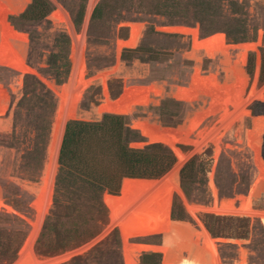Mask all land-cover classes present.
Segmentation results:
<instances>
[{"label": "rangeland", "instance_id": "obj_1", "mask_svg": "<svg viewBox=\"0 0 264 264\" xmlns=\"http://www.w3.org/2000/svg\"><path fill=\"white\" fill-rule=\"evenodd\" d=\"M31 1L8 0L5 3L4 17L0 20V30L22 33L20 57L17 60L14 53V62L22 59V40L23 36L27 35L25 62L31 68L22 75L15 69L4 66L5 63L0 65V120L11 118L10 129L0 132V156H2L0 157V229L2 236L10 237L11 242L19 244L17 257L11 264H37L42 261L50 264H67L74 261L75 257L86 254H91V258L85 264H126L122 229L119 224H113L111 210L106 203L107 221L101 225L99 233L93 239L62 253L41 254L38 251L40 240L41 243L43 239L49 244L55 236L49 233L43 238L42 234L55 207L56 181L60 170L59 158L53 181L48 184L40 199H37L36 194L26 187V184L42 185L49 161V147L60 106L59 93L62 92V87L69 88L67 92L69 100H73L76 89H82L78 105L81 116L75 119L100 120L106 114L99 116L96 113V109L106 99L105 87L99 79V75L103 72L111 73L107 86L112 100L120 98L126 87L158 84L165 88L163 94L154 86H152L154 89L149 88L146 96L149 98L157 96L156 102L139 107L133 115H127L131 127L138 130L141 135V140L132 142V146L143 147L150 143L147 134L158 133L148 127H133V122L137 119H148L152 123L168 128H178L195 115H197L196 121L203 122L194 134L191 132V123L183 134L171 133V135L192 137L199 146L193 142L177 143L185 160L181 162L176 154L178 164L169 172L172 181L179 186V189L175 188L171 193L170 229L165 233L130 237L129 242L134 245L132 254L140 264L141 261L134 254L135 249L149 250L144 252H161L163 262L164 260L172 262L167 259V248H171L175 254L185 260V262L173 263L212 264L211 253L198 242L202 239V226L206 227L203 221L204 215L218 214L214 212L215 209L228 201L234 202L239 208L255 183L254 187L264 184L262 136L257 132L259 126L263 124L264 114H253L251 108L255 102L264 108V99L259 98L264 94V83L260 82L264 48V0H109V7L101 19H94L93 13L103 0H85V12L80 26L76 24L75 16L82 0H50L54 10L47 20L24 26L15 24L11 17L23 12ZM56 11H61L67 22H58L52 17ZM131 23L145 25L143 36L136 47L119 48L118 43L130 37ZM169 26L196 28L200 40L223 33L232 49L230 52L219 51L211 43L202 50H194L190 35L164 29ZM226 30H231L236 35H244L248 39L234 42L227 35ZM59 31L67 33L71 39V71L68 79L62 84L57 82L48 64V55L55 49V38ZM31 32L36 33L41 42L35 59L30 62ZM124 34L128 37L123 38ZM17 43L18 40L14 39L11 45L16 47ZM138 47H141V50L134 59L123 58V51L126 48ZM216 52L222 53L223 63L220 57L209 58L214 57ZM251 52L255 53L253 74L247 69ZM193 53H203L204 56L193 59L189 55ZM2 58L0 56V60ZM75 58L79 63L84 59L82 82L79 81V66ZM114 68H118L117 73L113 71ZM227 70H245L248 82L243 77H234ZM28 74L35 75L54 93L56 100L54 110L47 106L37 93L24 99L25 78ZM21 75L22 84L18 85L17 80ZM192 77L199 82L200 100L187 102L175 98L172 95L173 90L176 87H190ZM115 80L120 82L114 83L112 87L111 83ZM86 81L88 83L83 87V82ZM14 86L18 90H15ZM252 90L259 92L260 95L249 99ZM118 92L119 95L115 97L114 93ZM6 96L9 98L7 109L4 107ZM228 97L243 98V102L238 104L237 108L229 104L228 114L220 111L214 115L212 113L199 115L198 111L222 103ZM22 98L25 103L20 108L19 103ZM152 106L155 108L152 109ZM239 110H244L243 121L236 120ZM176 121L181 123L170 124ZM143 130H146V133ZM252 135L260 137L253 143L254 146L261 147L262 152L257 155H254L250 147L249 136ZM208 149H212V153L204 155V158L209 171L203 182L194 184L192 194L188 196L181 187L180 171L192 157L203 154ZM211 181L217 188L216 196ZM105 194L120 196L121 191L118 195L105 191L103 200ZM60 200L69 202L66 197ZM252 205L255 210L264 211V192L252 200ZM190 206L198 208L196 214L189 211ZM175 208L185 213L184 219L173 218ZM46 209L47 212L33 238L32 250L26 251V243L30 239L32 230L35 229V221L40 220ZM126 214L128 213L124 212L122 217ZM250 217L260 220V225L252 231L248 239L217 238L210 233L217 241L222 264H240L242 249L246 252L248 264H264V224L261 217ZM52 220L56 221L55 224L58 222L59 226L64 224L69 227L74 217ZM173 222L175 231H172L171 239L167 235L172 230ZM231 252L235 254L234 257L229 258ZM222 253L229 257H223Z\"/></svg>", "mask_w": 264, "mask_h": 264}, {"label": "trees", "instance_id": "obj_2", "mask_svg": "<svg viewBox=\"0 0 264 264\" xmlns=\"http://www.w3.org/2000/svg\"><path fill=\"white\" fill-rule=\"evenodd\" d=\"M109 7V0H103L99 3L93 13L94 19L104 17ZM54 5L50 0H32L27 8L18 15L12 16V21L20 26L40 23L47 20L53 12ZM85 12V0L75 16V22L81 25ZM1 22V21H0ZM234 42L246 41L248 37L244 35H236L231 30L225 31ZM21 32L2 31L0 30V65H4L7 61L20 57L21 50ZM127 38L128 35H122ZM31 47L29 59L30 62L35 59L38 52V46L41 42L39 36L31 32ZM14 39L18 40L16 47L11 45ZM15 49V50H14ZM141 50V47L131 49L126 48L123 51V58L132 60ZM262 67L260 74V82L264 83V48L262 51ZM71 39L67 33L59 31L55 38V49L48 55V64L50 70L56 76L59 84L64 83L71 71ZM193 59H199L204 56L203 53L189 54ZM220 57L223 63L221 52H216L215 59ZM16 60V61H17ZM248 72L254 73L255 69V53L251 52L247 65ZM226 70V69H225ZM233 76H240L248 82L246 71L227 70ZM115 80L111 84L118 83ZM229 82V81H228ZM235 83V82H234ZM246 84V83H245ZM154 86L159 92L165 93V88L158 84L149 86H134L133 115L139 107L148 106L156 102L157 96L149 98L146 92ZM41 88V89H40ZM154 89V88H153ZM24 99L29 95L38 94L39 98L47 104L52 110L56 105L54 93L46 87V85L35 75L28 74L25 78ZM120 92L114 93L117 97ZM172 95L183 101L194 102L200 100L199 82L192 77L190 87H176ZM259 98L264 99V94ZM24 99L19 103L20 108L25 103ZM243 102V98L228 97L222 103L213 104L209 109L198 111L199 115L212 113V115L225 111L228 114L229 104L237 108ZM9 98H4V107L7 109ZM258 102L251 105L253 114H264V108L259 106ZM154 109L155 107H151ZM197 115L189 118L187 122L178 128H168L150 122L148 119H137L133 122V127H148L153 132L168 134H183L186 132L190 123L196 120ZM176 121L170 124H180ZM262 136L261 147L263 145L264 157V121L257 131ZM140 132L131 127L128 116L106 113L100 120H71L67 123L65 135L63 137L59 163L60 170L56 181V200L55 207L52 210V216L47 220L42 234L43 238L53 233L55 236L49 244L40 240L38 251L44 255L62 253L70 248H76L93 239L100 231L102 224H105L108 218V209L103 200L105 191L118 195L121 191L122 181L124 178H147L158 179L168 174L177 164L178 157L175 151L162 142H154L146 144L143 147H134L132 142L140 141ZM212 153V149L206 150L203 154L192 157L180 171L181 187L188 196H191L194 184L203 182L207 172L209 171L204 155ZM178 175V173H177ZM62 197L69 199L61 201ZM62 217L72 218V225L66 227L59 226L52 220ZM174 219H184L185 213L181 209H174ZM180 221V220H175ZM203 221L208 231L213 237L232 238V239H248L252 231L260 225V220L250 216L241 215H223L215 213H207L203 217ZM172 230L167 235L168 238L173 237L172 231H175V223H172ZM2 236L0 229V264H11L17 257L19 244L11 242L10 237ZM17 244V245H16ZM145 249H135L134 254L138 257L142 264H177L173 262H163L161 252H144ZM143 252V253H142ZM142 254V255H141ZM234 252L230 253V257L222 253L223 257H234ZM141 255V256H140ZM91 254L79 255L74 261L67 264H85L89 262Z\"/></svg>", "mask_w": 264, "mask_h": 264}, {"label": "bare ground", "instance_id": "obj_3", "mask_svg": "<svg viewBox=\"0 0 264 264\" xmlns=\"http://www.w3.org/2000/svg\"><path fill=\"white\" fill-rule=\"evenodd\" d=\"M7 1L8 0H0V20H2L4 17L5 3ZM52 17H54L58 22L59 21L67 22L66 18L64 17V14L61 11L54 12ZM130 26H131L130 37L125 41H120L118 43L119 48L136 47L139 44L143 36L145 25L141 23H133V24L131 23ZM164 29L170 32H180V33L190 35L193 39V49L194 50H202L203 48H205L206 45L211 44V43L219 51L230 52V50L232 49V46L227 43L226 36L223 33H219L214 36L200 40L198 38V29L196 28H190V27H185V26H169V27H165ZM26 42H27V35H24L23 40H22V59L21 61L19 62L7 61L5 62V65H4V66H9L15 69L16 71L22 73V75L25 74L26 72H29V70H31V68L25 62ZM75 62L78 63L79 77H80L79 81L82 82L84 68H85L84 59L81 60L79 63L77 62V59L75 58ZM116 70H118V68H114L113 71H116ZM22 75L17 80L18 85L22 84ZM110 76H111V73L109 72H103L99 75V79L101 80V83L105 87L106 99L104 100V103L96 109V113L99 116H102L104 113L130 115L133 111L134 87L133 86L126 87L124 93L121 95L120 98L116 100H112L109 97L108 86H107V83H108L107 81ZM87 83H88L87 81L83 82V85H84L83 87H85ZM14 89L16 90L17 87L14 86ZM68 89H67V86H64L62 87V92L59 93L61 101H60V106H59V110L57 114V121L53 129L52 142L49 147V161L47 163L42 185L37 186V185L32 184L33 186H31V185L26 184V187L30 191L36 194L37 199H40L42 197L48 184H50L51 181H53L55 168L58 163L57 161L59 158L61 144L63 141L67 122L69 120L79 118L81 116L78 105H79V101L81 98L82 89H79V90L76 89V91L74 92L73 100L68 99V93H67ZM259 95H260L259 92L252 90L248 98L249 99L257 98ZM243 117H244V110L240 111V113L237 116L238 119L236 120L240 119L241 121H243L242 120ZM202 123L203 122L196 121V120H193L191 122L190 128H191L192 134H194V131L197 130L198 126H200ZM10 127H11V118L0 120V132L1 131L5 132L9 130ZM143 131L146 133V130H143ZM147 135H148V139L150 143L163 142L166 145L170 146L171 148H174L181 162H184L185 156L183 155L182 151L177 147L178 142H188V143L193 142L194 144L196 143L197 146H199L198 142L195 139H192V137L188 138V137H182V136L171 135V134H161V133H152V134H147ZM258 139H260L259 135L249 136L250 147L253 150L254 155H257L258 153L262 152L261 147L259 148L258 146L253 145L254 141ZM254 185L252 186V189L249 195L245 198V200L243 201V203L241 204L239 208H237L234 205V202L228 201V202L222 203V205L220 207H217V209H215L216 211L214 212H217L218 214L221 213V214H234V215L239 214L241 216H246V215L256 216V217L259 216L261 217L262 222L264 224V211L255 210L252 205V200L256 197H259L261 194H263L264 184H258L257 187L256 186L254 187ZM170 186H173V187L170 188ZM211 186L216 196L217 188L215 187L213 181H211ZM175 188L179 189V186L175 184L174 181H172L171 173H169L160 180L125 179L120 196L105 194L104 200L107 206L111 210L112 222L113 224H116V223L119 224L122 229L123 237L125 240L124 255H125L126 264H140L135 258V256L132 254V249L134 245L129 242L130 237L135 236V235L147 236V235H151V234H155L159 232L165 233L170 229V226H171V219H170L171 193L173 192V189ZM0 192H1V187H0ZM47 209L46 211L43 212L40 220L35 221V229L32 230V234L29 239L30 241L28 240L27 241L28 243H26V247H27L26 251L32 250L33 238L36 235L38 228L41 225L43 216L47 212ZM189 211L192 214H196L198 211V208L194 206H190ZM124 212L128 214L122 217V214H124ZM201 234H202V239H199L198 242L200 243L202 247H204L211 253L212 264H222L220 253H219L218 246L216 243L217 241L215 238L211 236L210 232L206 229L204 225L202 226ZM241 255H242V259L240 261V264H248L247 255L243 249L241 250ZM167 259L172 262H175V261L185 262L184 258L181 257L180 255L175 254V252H173L171 248H167ZM37 264H50V262L45 263V261H42Z\"/></svg>", "mask_w": 264, "mask_h": 264}, {"label": "water", "instance_id": "obj_4", "mask_svg": "<svg viewBox=\"0 0 264 264\" xmlns=\"http://www.w3.org/2000/svg\"><path fill=\"white\" fill-rule=\"evenodd\" d=\"M56 121H57V118H56ZM55 121V123H56ZM54 129V128H53ZM125 179H131V180H154V179H147V178H130V177H127ZM124 179V180H125ZM124 180H123V183H124ZM122 188H123V184H122ZM122 188H121V192H122ZM164 243V242H163Z\"/></svg>", "mask_w": 264, "mask_h": 264}]
</instances>
